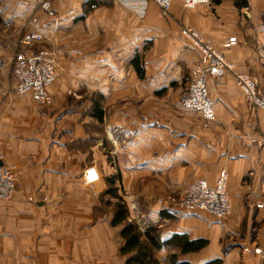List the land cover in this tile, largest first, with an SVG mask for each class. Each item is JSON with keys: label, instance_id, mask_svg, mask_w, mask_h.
<instances>
[{"label": "crops", "instance_id": "obj_1", "mask_svg": "<svg viewBox=\"0 0 264 264\" xmlns=\"http://www.w3.org/2000/svg\"><path fill=\"white\" fill-rule=\"evenodd\" d=\"M49 1L54 17L40 0H0V146L22 184L0 202V264H125L136 251L121 252L125 224H112L110 178L160 264H264V111L231 73L208 77L211 120L182 103L201 64L185 28L264 91V0H209L193 9L173 0L169 16L150 3L143 17L116 0L87 13L89 0ZM27 22L46 39L26 52L55 51L47 104L19 92L11 73ZM84 92L98 99H70ZM97 100L102 121L91 115ZM90 165L101 173L93 185L84 180ZM222 177L230 215L178 204L193 182L215 188ZM150 228L162 246L151 244Z\"/></svg>", "mask_w": 264, "mask_h": 264}, {"label": "built area", "instance_id": "obj_2", "mask_svg": "<svg viewBox=\"0 0 264 264\" xmlns=\"http://www.w3.org/2000/svg\"><path fill=\"white\" fill-rule=\"evenodd\" d=\"M119 4L132 10L140 17L146 14L148 5L154 3L164 16H169L173 0H116ZM209 0H184L187 9L207 3ZM40 8L51 17L56 15L49 0H40ZM186 36L200 51L201 64L198 74L185 89L182 96L184 106L194 109L202 114L206 120L214 117V107L209 99L207 80L213 76L220 78L226 73H231L239 87L243 90L248 103L255 109L264 111V91H260L252 77L235 71L233 65L216 50L205 42L193 29L185 28ZM45 34L29 29L28 22L24 23V31L19 39V49L12 57L11 73L18 81L19 92H31L40 104L50 103L52 100L49 87L56 80L55 51L45 48L32 53L26 49H33L36 43L44 41ZM236 42L233 37L224 44L230 47ZM1 111V100H0ZM85 183L93 185L100 181L101 173L97 166L90 165L84 172ZM22 190L20 178L16 174V167L4 162L0 146V201L13 200ZM29 201H34L33 196H28ZM178 204L189 210H203L216 217H226L231 213V205L225 188V178L222 177L215 188L210 187L205 181L198 180L190 184L185 193L177 200ZM252 252L262 254L263 250L256 247Z\"/></svg>", "mask_w": 264, "mask_h": 264}, {"label": "trees", "instance_id": "obj_3", "mask_svg": "<svg viewBox=\"0 0 264 264\" xmlns=\"http://www.w3.org/2000/svg\"><path fill=\"white\" fill-rule=\"evenodd\" d=\"M218 1L219 0H216V2ZM101 4H102L101 0H89L86 3V13L93 6H99ZM133 62L134 65L137 66L136 58H134ZM91 111H92L91 113L92 116L98 118L100 121L103 120L104 109L100 103V100L94 102ZM107 182L108 184L111 185V187H108L106 193L116 196L118 189L112 186V184H114L115 182L114 178L107 179ZM117 198L119 197L117 196ZM112 224L113 225L125 224L122 230V236L125 239V244L121 248V252L123 254H129L131 251H136L133 255L127 258L125 264H160L159 261L149 253L148 248L141 242L140 240L141 234L138 229V226L133 222H129V210L121 197L117 201L116 211L114 218L112 220ZM151 231H154V229L150 228L149 230L146 231V236L150 240L151 244L155 247L162 246L164 243L159 242L155 238V236H151L150 234ZM178 242H181V240L178 239ZM185 248L187 249V246L184 245V249ZM216 263H218V261H214L211 264H216ZM170 264H188V263H181L174 261Z\"/></svg>", "mask_w": 264, "mask_h": 264}, {"label": "rangeland", "instance_id": "obj_4", "mask_svg": "<svg viewBox=\"0 0 264 264\" xmlns=\"http://www.w3.org/2000/svg\"><path fill=\"white\" fill-rule=\"evenodd\" d=\"M102 1V0H101ZM106 1V0H105ZM107 2V1H106ZM23 31H24V28H23ZM20 47H19V43H18V47H17V49H19ZM42 49H45V48H42ZM94 96H95V99H98V96L97 95H94V94H91L90 92H84L79 98H77L76 96H71L70 97V99L72 100H81V101H85V100H93L94 99ZM75 101H73V102H75ZM72 109H75V108H72ZM84 111V114H89L90 113V111H89V109H86V110H83ZM92 128V127H91ZM118 191H119V189H118ZM120 192V193H119ZM119 192H117V195H116V197L118 196L119 198L121 197L122 199H123V202L126 204V206H127V208H128V210H129V213H130V210H131V208H132V206H130L129 205V203H128V201H125L126 200V198L124 199L123 197H122V195L124 196V192L123 191H119ZM119 198H117V201H118V199ZM180 198V197H179ZM178 198V199H179ZM171 199H174V200H176L175 198H171ZM177 199V200H178ZM11 201V200H10ZM0 202H8V201H0ZM2 237H0V239H1ZM6 257V258H5ZM8 257H10V256H8L7 255V253H6V256H4V258H5V261L6 262H8ZM10 261V260H9Z\"/></svg>", "mask_w": 264, "mask_h": 264}]
</instances>
